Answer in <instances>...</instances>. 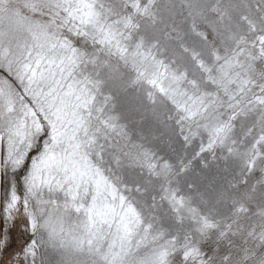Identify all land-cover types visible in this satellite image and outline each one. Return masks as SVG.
<instances>
[{
	"label": "snow or ice",
	"instance_id": "snow-or-ice-1",
	"mask_svg": "<svg viewBox=\"0 0 264 264\" xmlns=\"http://www.w3.org/2000/svg\"><path fill=\"white\" fill-rule=\"evenodd\" d=\"M0 264H264V0H0Z\"/></svg>",
	"mask_w": 264,
	"mask_h": 264
}]
</instances>
